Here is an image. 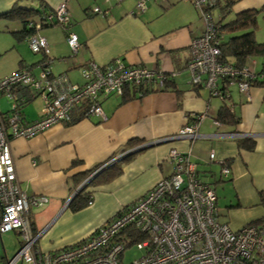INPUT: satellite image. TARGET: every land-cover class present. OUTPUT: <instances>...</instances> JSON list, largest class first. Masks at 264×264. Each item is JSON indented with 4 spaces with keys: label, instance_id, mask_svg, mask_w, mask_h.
Masks as SVG:
<instances>
[{
    "label": "crops",
    "instance_id": "crops-1",
    "mask_svg": "<svg viewBox=\"0 0 264 264\" xmlns=\"http://www.w3.org/2000/svg\"><path fill=\"white\" fill-rule=\"evenodd\" d=\"M62 1L66 2L68 29L49 25L38 30L47 42L52 73L65 72L71 82L81 83V65L88 61L106 64L120 57L127 64L140 63L173 75L165 89L137 97L127 88L126 93L131 98L123 99L116 94L102 98L104 119L84 117L77 108L68 124L55 123L30 138L11 140L21 188L28 194L48 198L44 206L29 209L32 230L40 233L37 246L42 251H53L71 245L113 217L121 206L136 201L157 180L172 172L167 158L171 148L188 152L198 177L212 185L215 192L216 188L221 190V194L216 193L220 221L238 230L264 215L259 197V191H264V86H251L243 93L231 85L229 103L238 121L235 124L214 123L221 99L211 96L203 85L194 87L186 70L189 43L204 30L191 2L147 0L141 11L135 8L137 0H40V3L38 0H0V30L11 33L21 29L18 20L1 16L14 3L22 8L53 9ZM262 5L264 0H236L226 18ZM94 6L107 8L108 13L92 12ZM257 23L255 39L264 42V11L258 13ZM68 30L78 37L75 54L66 43ZM15 53L16 62L8 74L32 66L42 56L38 54L37 58L29 60L18 50ZM262 61V57L249 56L244 65L256 72ZM69 72H76V77L72 79ZM40 107L34 117L24 113L26 118H37ZM201 112L204 117L195 138H169L188 124L194 114ZM229 132L251 135L230 136ZM239 137L249 139L252 147H239ZM164 138L168 139L133 152L120 161L119 174L105 176L104 180L101 178L88 186L85 190L91 193V204L76 211H72L68 203L65 205L77 187L76 178L94 164L120 152L129 140L139 145ZM211 151L214 152L212 160L209 159ZM221 160L230 168L226 175L221 174ZM31 212L37 213L32 215ZM20 243L21 239L18 248ZM6 259L4 254L0 264Z\"/></svg>",
    "mask_w": 264,
    "mask_h": 264
},
{
    "label": "built area",
    "instance_id": "built-area-1",
    "mask_svg": "<svg viewBox=\"0 0 264 264\" xmlns=\"http://www.w3.org/2000/svg\"><path fill=\"white\" fill-rule=\"evenodd\" d=\"M108 2L109 0H104ZM118 1V0H117ZM147 0H137L135 8L143 11ZM197 9L204 23L203 32L189 43L186 70L193 85H203L211 96L222 99L225 91L235 85L246 93L255 71L247 65L240 68L219 59L220 50L215 37L219 24L207 9L216 0H187ZM92 12L107 14L98 6ZM45 25L67 28L70 25L66 2H60L47 13L29 19L33 31L26 36L29 48L42 54L36 64L22 67L0 77V97L9 101L4 111L0 107V234L17 231L21 243L4 264H264V229L247 223L233 230L217 216L216 192L202 181L189 159L188 152L171 148L167 158L172 172L161 177L136 201L121 206L113 217L97 226L81 240L53 250L42 251L37 246L39 232L29 221L31 207L44 206L45 195L26 193L16 175L11 140L30 138L55 123H68L74 109L82 116L105 118L101 99L110 94L122 95L127 88L141 96L143 88L162 87L165 72L143 64H127L116 57L106 64L88 61L80 66L81 83L71 82L65 72L52 73L49 67L48 46L38 30ZM66 43L75 54L79 46L77 34L66 32ZM228 92V91H227ZM39 97L40 112L28 120L22 110L24 104ZM204 113L194 114L172 137L197 136ZM219 124L218 120H214ZM230 136L251 134L231 133ZM122 152L114 154L84 179L112 163ZM214 159V152L209 153ZM221 174L229 173L226 161L221 160ZM82 181V182H83ZM69 202V197L65 205ZM92 199L87 202L91 204ZM136 244L142 254L123 262L125 249Z\"/></svg>",
    "mask_w": 264,
    "mask_h": 264
},
{
    "label": "trees",
    "instance_id": "trees-1",
    "mask_svg": "<svg viewBox=\"0 0 264 264\" xmlns=\"http://www.w3.org/2000/svg\"><path fill=\"white\" fill-rule=\"evenodd\" d=\"M40 3V0H38ZM236 2V0H216L215 3L209 6L207 9L210 11L213 8H216L219 14L217 22L219 24L216 29L215 37L218 40V47L220 50L219 59L227 63L231 66L240 68L244 66L246 58L249 56H258L264 58V42H259L255 39L254 31L258 26L257 23V15L258 13L264 11V5L259 8H252L243 10L235 13L232 17L226 18L230 13L231 6ZM192 4V3H191ZM52 9H45L43 6L38 8H22L14 3L9 11L1 14L9 19L18 20L21 23V29L17 31H11V34L17 39L21 40L25 36H27L30 32L33 31L32 27H29L28 21L29 19H35L37 15H41L49 12ZM49 26L42 24V27ZM166 78L164 80V84L162 87H147L143 88L141 93H147L150 91H155L159 89H165L169 83H171L172 73H165ZM251 86H264V61L260 66V69L254 73L253 79L250 81ZM193 85V84H192ZM197 87L198 85H193ZM131 93L133 96H137L136 89L133 88ZM124 90L123 94L120 95L123 99L131 98L129 94ZM228 91V92H227ZM224 92L221 99V106L217 111L216 119L221 123L235 124L238 121V116L235 115L234 111L231 109V105L229 103L230 93L229 88ZM141 94V95H142ZM138 97V96H137ZM25 105V104H24ZM69 123V122H68ZM67 123V124H68ZM137 141V140H136ZM237 142L239 147H252V142L245 138L239 137L237 138ZM137 145L135 140H129L127 142V146L120 150V152H124L127 148ZM119 153V152H118ZM116 154V153H115ZM114 155V154H113ZM113 155L109 156L107 159L94 164L84 172H82L75 181V187L78 186L83 179L92 172L95 168H98L105 161L109 160ZM131 154L125 155L120 160H115L112 163L102 167L99 171H97L92 178L89 180L88 184L85 188L77 192L68 202V207L72 211L79 210L88 205L89 199H91V193L86 191L85 189L95 184L101 178L104 180L105 176L111 175L115 176L121 172V168L118 165L120 161L129 158ZM76 161V160H75ZM74 161V162H75ZM101 179V180H102ZM260 202L264 205V191H259ZM259 229H264V215H262L259 219L251 222Z\"/></svg>",
    "mask_w": 264,
    "mask_h": 264
},
{
    "label": "rangeland",
    "instance_id": "rangeland-1",
    "mask_svg": "<svg viewBox=\"0 0 264 264\" xmlns=\"http://www.w3.org/2000/svg\"><path fill=\"white\" fill-rule=\"evenodd\" d=\"M211 15L214 20L218 18L219 14L216 8H213L211 10ZM200 22L204 26L202 19ZM16 50H18L20 55L21 53L26 55V57H28L27 59L29 60H31L32 57L37 58L38 54L41 55V53L39 52L33 53V51L29 48L28 43L26 42L25 38L21 40H16L9 31L3 30V29L0 30V76H4L6 75V73L8 74L10 68H12V66L15 64L16 56H17L15 53ZM40 59H42V56ZM36 63L33 64V68H37ZM76 75H77L76 72H69V76L72 79H74ZM234 90L236 89L234 88ZM40 104L41 103H40L39 97H35L33 100L23 105L22 110L24 111V113H26L27 117H34L35 114H37L39 107L41 106ZM0 107L2 110L5 111L9 107V101L6 100L4 97L1 98ZM216 193L217 195L221 194V190L216 188ZM220 198L221 197L218 196V202L221 205ZM34 213L35 212H33L32 215H34ZM16 232L17 231L14 232L13 230H11V231L3 232L0 234V259L4 254L6 255L7 258H10L14 254V252L17 250L21 235ZM141 254H142V250L137 248L136 244L133 243L132 245L128 246L125 249L123 253V257H122L123 262L128 263L132 261L133 259L138 258ZM16 264H27V263L17 262Z\"/></svg>",
    "mask_w": 264,
    "mask_h": 264
},
{
    "label": "water",
    "instance_id": "water-1",
    "mask_svg": "<svg viewBox=\"0 0 264 264\" xmlns=\"http://www.w3.org/2000/svg\"><path fill=\"white\" fill-rule=\"evenodd\" d=\"M169 138H171V137H169ZM172 138H174V137H172ZM165 139H168V138H164V139H161V140H156V141H152V142H148V143H143V144H139V145H137V146H135V147H133V148H129V149H127V150H125L124 152H122V154L120 155V156H118L117 158H116V160H120L121 158H123L125 155H127V154H131V153H133V152H136V151H138V150H140V149H143V148H146V147H148V146H150V145H152L153 143H156V142H159V141H163V140H165ZM92 178V175L91 176H89L86 180H84L83 182H81L74 190H73V192L70 194V196H69V200L77 193V192H79L80 190H82L83 188H85L86 187V185L88 184V182H89V180Z\"/></svg>",
    "mask_w": 264,
    "mask_h": 264
}]
</instances>
